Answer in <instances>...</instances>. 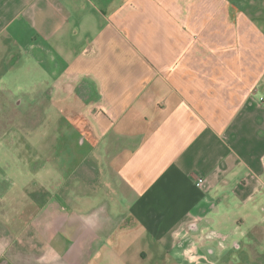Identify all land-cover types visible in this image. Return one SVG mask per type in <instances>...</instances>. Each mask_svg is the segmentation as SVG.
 Instances as JSON below:
<instances>
[{
  "label": "crops",
  "instance_id": "1",
  "mask_svg": "<svg viewBox=\"0 0 264 264\" xmlns=\"http://www.w3.org/2000/svg\"><path fill=\"white\" fill-rule=\"evenodd\" d=\"M262 4L0 0V117L23 108L2 131L18 159L37 113L51 159L32 169L57 173L29 187L39 210H0V264L4 221L12 264H264Z\"/></svg>",
  "mask_w": 264,
  "mask_h": 264
},
{
  "label": "rangeland",
  "instance_id": "2",
  "mask_svg": "<svg viewBox=\"0 0 264 264\" xmlns=\"http://www.w3.org/2000/svg\"><path fill=\"white\" fill-rule=\"evenodd\" d=\"M262 2H264V0H259ZM261 7H264V5L262 4ZM23 72L25 73V75H23L22 77H26L28 75L26 70H23ZM13 92L15 93H19L17 89H13ZM84 98V97H83ZM86 98V97H85ZM84 98V99H85ZM94 99V96L93 98ZM87 100V99H86ZM84 100H81L80 97H78V99H76V101H73L72 104V108L76 107L79 108L80 106L84 105L83 102ZM92 102V101H91ZM54 105H57L59 108L61 106V101H53ZM66 103V102H65ZM67 103H70V100L67 101ZM88 103V100H87ZM2 108L4 110L3 112V116L0 117V189H4L7 188L8 186L10 187L11 185L13 186V188L11 189L13 194H14V198H12L10 196V194H6V190L4 191V195L3 197H0V210H4L6 211L7 207H9L12 203V201L14 202V210H19L22 211L24 210V208H26L25 210H39L41 205H43L46 196L44 194H28L29 192V187H31L32 183L34 181H37L38 179H43L45 177H54V175H56L57 173H55V169L51 166L50 170H33L32 169V165L33 162H40L42 161V157H45L46 159H51L49 156V151L47 149H45L44 146V141L47 140L48 136V125L47 126H43L44 124H42V126L39 128L38 131H36L35 133V138H33L34 136L32 134H28L27 132V127L34 129L37 125H39L40 123V117L39 115H37V113H33L32 116L30 117H16V121H18V124L20 127H23L25 132L22 135L23 136V140H24V144L27 145L25 148L20 149V157L18 159H13L11 158V149L9 147V140H10V136L11 133L9 134H5L3 131V129H5V127H7L8 125L11 124V117L7 116L6 114H11L12 110H15L17 112H20L22 114V106H19L17 103L15 102H3L2 103ZM26 107V106H25ZM36 109H42L43 110V106L38 104V107H35ZM76 110V109H74ZM77 111V110H76ZM1 114V113H0ZM31 114V113H30ZM32 118V119H31ZM3 130V131H2ZM28 134V135H27ZM19 135V134H18ZM29 137V138H28ZM47 156V157H46ZM27 160L26 162L24 161ZM33 167H38V165H34ZM38 175V177L36 178V176ZM58 178V176H57ZM75 183L76 179L74 181H72L71 183ZM86 183L84 182V185L81 184V191H79L78 193H75L76 190H73V198L72 201L76 204H80L82 206L88 207L93 205L94 202L97 201L96 197H93V192L91 193L90 188L87 187ZM85 187V188H83ZM28 194V195H27ZM5 213V212H4ZM29 213V211H28ZM28 213L24 212V214L22 215V212L20 214V216L22 219H19V224H21L22 226H27L31 216L33 215L32 213H29L30 215L28 216ZM25 216V217H24ZM28 216V217H27ZM74 216V215H73ZM8 223L9 222H5L4 221V230H3V238H4V257H3V264H12V261L15 263L17 262V260H12L9 261L7 258V254L10 256L11 255H17L15 252V249L18 245V243L16 242L14 245L12 244V242L15 240V237L18 236L16 233L12 234L10 228H8ZM21 232H19V235L23 238H27L28 237V230L27 229H20ZM30 235V234H29ZM19 236V237H20ZM20 237L21 242L22 239ZM11 245V247H9ZM20 246H22L20 244ZM23 248H26V246H22ZM9 249V251L7 250ZM20 258H25L24 259V264H33V259L36 258L38 259V256L34 257L35 255H30V256H26L27 251L26 252H19L18 253ZM34 257V258H33ZM15 259V258H14ZM105 263V262H104ZM37 264V261L34 263ZM106 264V263H105ZM115 264H118V262H116Z\"/></svg>",
  "mask_w": 264,
  "mask_h": 264
},
{
  "label": "built area",
  "instance_id": "3",
  "mask_svg": "<svg viewBox=\"0 0 264 264\" xmlns=\"http://www.w3.org/2000/svg\"><path fill=\"white\" fill-rule=\"evenodd\" d=\"M199 184H202L203 183V179L200 178L199 181H198Z\"/></svg>",
  "mask_w": 264,
  "mask_h": 264
}]
</instances>
